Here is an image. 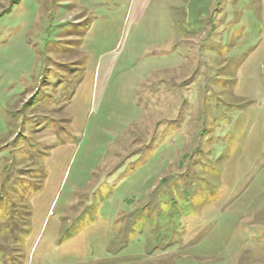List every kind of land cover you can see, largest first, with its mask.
Returning a JSON list of instances; mask_svg holds the SVG:
<instances>
[{"label": "rangeland", "instance_id": "1", "mask_svg": "<svg viewBox=\"0 0 264 264\" xmlns=\"http://www.w3.org/2000/svg\"><path fill=\"white\" fill-rule=\"evenodd\" d=\"M193 1L0 0V264H264V0Z\"/></svg>", "mask_w": 264, "mask_h": 264}, {"label": "crops", "instance_id": "2", "mask_svg": "<svg viewBox=\"0 0 264 264\" xmlns=\"http://www.w3.org/2000/svg\"><path fill=\"white\" fill-rule=\"evenodd\" d=\"M191 1L194 2L193 0H191ZM195 1H197V3H207V2H209V0H195ZM199 11L200 10L198 8H196V5L194 4L192 9L189 10L186 13V18L188 20L187 22H188V24L191 23L193 25V27H194V24H196V22H197L196 20L198 18V12ZM204 12L205 11H203V13Z\"/></svg>", "mask_w": 264, "mask_h": 264}]
</instances>
